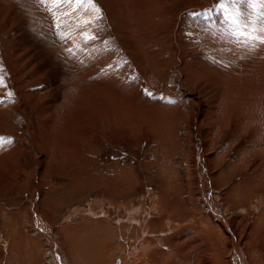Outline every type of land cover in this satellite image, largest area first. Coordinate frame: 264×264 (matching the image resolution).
<instances>
[{
	"label": "rangeland",
	"instance_id": "obj_1",
	"mask_svg": "<svg viewBox=\"0 0 264 264\" xmlns=\"http://www.w3.org/2000/svg\"><path fill=\"white\" fill-rule=\"evenodd\" d=\"M8 1L0 0V76L6 85L0 87V137L11 138L10 142L0 145V264H34L30 253L33 240L30 237L40 234L31 230L33 219L29 213L33 193L34 200L39 201L41 196V209L47 224L55 229L52 233L56 244H61L60 226L76 224V219L87 215L93 206L94 213H99L101 206L109 208L111 224L117 226L119 216H114L120 215L121 210L114 212V207L107 204L109 200L105 191H97V186L90 183V188L85 191L76 189L73 192L69 186L81 176L82 171L86 176L85 170L96 173L103 169L111 171L116 165H122L126 179L133 183L127 191L120 193L119 198L138 204V216L146 217V223L155 222L154 232L162 235L153 248L157 249L159 245V249L163 248L158 257L151 258L152 262L148 263L147 254L138 257L137 264H157V261L159 264H179L180 261L183 264H229V252L224 247H217V241H224L223 237L209 232L202 205L193 196L197 189L191 162V112L198 95L213 110L218 108L222 102L220 91L226 84V68H232L234 75L239 73L244 81L264 77V64L260 63L262 56H258L254 48L243 43L235 44L233 35L227 41L242 47L218 43L213 48L202 47L201 36L191 33L190 28L199 27L193 22L195 18L209 19L213 15L214 27L219 26L223 13L218 8L220 0H147L149 5L155 1L158 3L156 6L162 4L158 9L165 10L172 30L168 33L169 46L162 47L160 52L163 58L160 66L147 58L151 55L148 46L153 49L162 46L160 32L154 26L157 36L138 33V22L151 26L138 20V0H95L102 10V18L79 29L77 20L87 19L92 13H86L84 8L78 9L71 17L65 18L74 34L65 33L63 25L60 32L54 33L50 22L57 30L56 20L49 12V15H38L40 4L32 0ZM124 4L130 11L134 7L136 16L130 15ZM237 7L245 16L254 11L249 7V0H240ZM228 10L233 11L232 6ZM72 11L64 4L59 7L57 15ZM35 17L41 19L39 23L42 28L46 26L44 29L32 21ZM44 17H49L48 24L43 21ZM224 23L225 26L229 24L225 15ZM81 32L95 36L89 40L90 49L81 43L85 40ZM61 34L66 38L61 39ZM49 35L56 39L53 41ZM166 38L164 33L162 40ZM68 49L77 51L74 65L67 63ZM226 50H231V53L225 55ZM196 58L208 66L197 69L194 65ZM86 68L89 70L85 71ZM79 70L83 73L81 77L77 75ZM105 71L111 75L115 88L126 94L123 101H114L119 98L113 97L114 88L109 87L111 83L108 81V84H103L104 80L101 87H95L96 90L89 86L91 81L99 78L98 74ZM74 74L76 91L87 92L91 96L89 103L83 100L88 98L87 95L70 89ZM191 82H197L196 87L190 85ZM232 126L222 135L219 130L217 144L211 145L212 149L217 148L215 155L224 156L225 167L258 136L256 130L250 135L237 133L235 121ZM39 161H42L40 167ZM256 163H261V160ZM38 168L42 170L40 188H37ZM91 171L88 175H92ZM246 174L245 168H241L232 183H237ZM216 186V189L223 187L220 182ZM114 192L116 188L112 186L107 193ZM54 194L57 195L53 197L55 203L64 202L56 209L50 198ZM228 199L226 195L228 205H224L227 209L222 210L228 218L231 214L236 219L239 217L237 221L242 227L240 219L249 209V203L236 204ZM220 206L224 208L221 203ZM41 232L48 239V245L54 248L49 241L50 235L43 229ZM99 240L102 242L98 239L96 244ZM38 245L42 248L41 240H38ZM59 245L57 247L64 256L62 259L66 261L61 264H69L63 245ZM249 245L251 251L264 257V231L255 235Z\"/></svg>",
	"mask_w": 264,
	"mask_h": 264
},
{
	"label": "bare ground",
	"instance_id": "obj_2",
	"mask_svg": "<svg viewBox=\"0 0 264 264\" xmlns=\"http://www.w3.org/2000/svg\"><path fill=\"white\" fill-rule=\"evenodd\" d=\"M155 2L154 4L149 5L147 0H138V20H143L146 23L150 24L151 26L147 24H142L140 22H138L137 25H138V33L140 34L149 33L150 35L157 36V29L154 26L158 28L160 32L159 42H161L162 46L156 49H153L150 46H148V51L150 52L151 55H149V57L147 58L149 62L154 63L156 66L158 65L160 66L163 60L162 56L160 55V52L162 51L161 50L162 47L169 46L168 33H170V31L172 32V30L166 20V16L164 13L165 10H163V8L161 10L158 9V7L162 4L156 6L158 5V3L155 4ZM40 7H41V11L40 13L37 12L38 15L40 14L49 15V13L45 10V6L40 5ZM124 9L128 11L130 15L136 16V14L134 13L135 12L134 7H132L133 11H130L128 5L124 4ZM261 10L263 9H261L259 4H257L256 8H254V11L250 13L251 19L253 21H256L258 19V17L261 14ZM2 18L4 17L2 16ZM48 18L49 17L46 18L47 20L43 19V21L47 23L49 20ZM217 18L220 19V15H218ZM29 19L30 18H28V21ZM39 20L41 19H37L35 17L34 20L32 21L33 22L35 21L38 24L36 25L39 26L40 25ZM193 20H194L193 22L197 24L199 27L196 29L193 26L194 28H190V30L191 33H194L196 36H201L202 47L207 46L208 48H213L215 47L216 43L234 46L236 48H239L238 46L240 47L243 46V45L242 46L239 45L240 43L238 44V46L234 45V42H236V40H234L233 43L227 41V38L231 36V32L234 29L230 24L225 26L224 13H222L221 21L217 28L214 27L215 17H213V15L210 16L209 19L195 18ZM50 23H51V29L53 30L54 33L56 31L60 32L59 29L55 30L53 28L54 25L53 22ZM66 23L63 25V31L65 33L66 31H69L71 32V34H74L75 31L73 29L71 30L70 25ZM36 25L35 28L37 27ZM68 25L70 28H68ZM256 26L259 27L260 25L257 24ZM39 27H41V25ZM44 28L41 27V29ZM73 28L75 29L74 25ZM50 31L49 33L52 32ZM164 33L167 34V38L165 40H162ZM49 37H51L53 41L56 39L54 35H49ZM205 41H207V43ZM81 43L88 45L90 49L91 43L89 40L87 42H85V40H82ZM235 44H237V42ZM55 47L59 49L58 45H55ZM254 50L256 51L258 56H262L260 63L264 64V46H256L254 47ZM230 51L226 50L225 52L226 54L225 53L224 54L227 55L228 53H231ZM66 59H67V63H69L70 65H74L77 60V51L74 50L71 54H68L66 56ZM91 59L94 60L92 56ZM196 59L197 60H194V62H196L194 65L195 67H197V69L201 70V68L204 65H205L204 67L208 66L206 64H203L202 61L199 60L198 58ZM166 62L165 64H167ZM227 63L228 62H226V64ZM185 64L187 63L185 62ZM88 70L89 68L85 69V71ZM226 71H228V73ZM224 72L226 74L225 77L226 84L223 90L221 91L219 90L220 92H222V95L220 94L222 102L218 106V108H216V110H213L212 108L209 107L210 105L208 104V102L201 95H198V99L195 100V105L191 112V120H190L192 126L191 148H192V158H193V161L191 162L193 163L192 168H194V178H195L194 182L196 183L195 187L197 189L196 193L193 194V196L196 202H199L202 205L203 215L205 214L204 218L206 219L205 226L209 229V232L212 235L215 234L216 236L218 235L223 237L224 241L222 240H220L222 242L217 241L218 243L217 247L219 249H222L224 247V250H227V252H229L227 258L228 259L227 262H229V264H264V257H261L260 255H257L256 253L251 251L249 245L250 240L255 235H257L261 231H264V77L250 78L248 80L243 81L239 73L237 75H234V71L232 70V68L230 69L226 68ZM220 73L221 72H219V74ZM77 75L78 77H81L83 75V73H81V70L78 71ZM97 76H99L98 79L95 78L93 81L89 83V86H91L92 90H96L95 87H101L103 84H105L108 81L109 83H111L109 84V87L114 88V90L112 91L114 95L113 97L119 98V99L114 98L115 99L114 101L124 100L126 94L123 91H121L119 88H115V82H112L111 75L107 71L101 72ZM192 79L190 78V81H192ZM104 80L105 82L103 83ZM101 83L103 84L101 85ZM196 84L197 82H191L190 85L195 86ZM76 85H77L76 74H74V82L71 85L70 89L78 93L75 89ZM78 94L87 95L88 98L85 97L83 100L87 101V103L90 102L89 97L91 96L87 92H80ZM93 99L95 100V98ZM148 118H149V113H148ZM234 121L238 126L237 133L250 135L253 130H256L257 132L256 136L257 135L258 136L257 138L255 137V139L248 146H246L238 153L235 160L229 162L227 167H225L223 165L224 156L215 155L217 148L212 149L211 145L214 146L217 144V140L219 139V136H216L217 132L220 130V135H222L223 131L228 129V127L230 128L233 127L232 124ZM258 160H261V163H256ZM80 162L79 164H82ZM77 163L78 162H76V164ZM41 165H42V161H39L38 167H40ZM115 167L116 168L112 169L111 171L107 169L98 170V173L92 172L91 170H85L87 174L86 176H83V171H82L81 176L78 177L76 181H73V183L68 182L70 184L69 186L72 187L71 191L73 192L76 189L77 190L79 189L81 191H85L89 189L90 188L88 186L89 183L91 186H97L96 187L97 191L101 189L100 190L101 193L106 192V194H108L109 201L107 204L114 207L113 208L114 212H118V209L121 210L120 215L116 214L114 216V218L119 216V218L117 219V223H118L117 226H112L111 224V221L108 216V213H110L109 208H106L105 206L104 207L101 206V210L99 211V213H94L92 210V208L94 207L93 205H92L93 207L90 208L91 210L88 211L87 215L79 216L81 217V219H76L75 221L76 224L71 223L60 226L58 234L61 238L60 241L64 247L66 255L64 253L63 254L67 256L69 264H137L138 257L146 256L147 254H149V259L147 260V262L149 263L152 262L151 258H157L159 253L163 249V248L159 249V247L161 248L160 245L157 249H153L160 241L159 240L160 235L158 236V234L154 232L155 222L150 221L146 223L147 220L146 217L138 216L139 211L136 209L138 208L137 206L138 204L135 205L136 203H133L132 201H128V199L122 200V198H119L120 193H122L123 191H127L128 187L130 185H133V183L132 182L130 183L126 179L125 177L126 170L124 171L125 173L124 174L122 171L123 169L122 165H116ZM241 168L242 169L245 168L247 174L240 181H237V183H232L231 180L238 175L239 170H241ZM88 171H91L92 175L93 176L95 175L96 178L93 179V176L91 174L88 175L89 173ZM37 172H39V175L37 174V178H38L37 188H40L42 187L40 180V174H42V170L39 171L38 168ZM219 182L223 185V187L220 189H216L217 188L216 183ZM112 186L116 188V192L111 194L107 193L109 192V189ZM201 186L203 187V189L201 188ZM34 194L35 193H33V196L30 198L31 204H30L29 214L33 219L31 230L35 234H40V235L39 236L32 235V237H30V239L33 240V242H31L32 247L31 248L29 247L32 257V262L34 264H40L41 262H43V264L64 263L65 260L62 259L64 257L61 253L62 251L57 247L59 244H56L55 238L53 237V233L55 229L47 224L46 216L42 212L41 203H40L41 196L39 198V201L38 199L34 200ZM226 195L229 198L228 199L229 202L232 200L236 204L238 203L244 204L245 201L249 203L250 206L249 209L246 210L244 217H241L240 219L241 223L243 224L242 227L239 226L240 222L238 223L237 221L239 215L237 216L238 217L237 219L233 214L229 215L230 218H228L225 215L224 211L226 206L228 205V202L225 200ZM55 196L57 195L54 194L50 198L56 209L60 204L64 202H62L63 201L61 199L63 197L62 196L60 198L62 201H58L57 203H55L53 201V197ZM220 203L224 208H221ZM224 203L226 204V206L224 205ZM32 204H33V208H32ZM104 210L107 211L105 212ZM104 212L106 213V215L104 214ZM169 224L171 223L169 222ZM41 229L46 230L47 231L46 234L50 235L49 241L54 247H56V249L58 248L57 253L60 254V255L58 254V257L59 260L61 259V261L58 260L57 262L56 256L54 257L51 255L53 254L51 253L52 251L51 249L53 248H51V246L48 245L47 243L48 239L46 240L44 234L41 232ZM40 236L42 237L43 240L40 238ZM98 239H101L102 242L100 243L99 240V243L96 244V242H98ZM167 239L169 240V238ZM38 240H41L42 248H40L41 246L39 247ZM87 244H90L92 248L88 247L89 245ZM246 251L248 253L245 254ZM175 258H177V256ZM159 263L160 262L157 261V264ZM180 263L183 264L181 261L179 262V264ZM161 264H170V263L165 262Z\"/></svg>",
	"mask_w": 264,
	"mask_h": 264
},
{
	"label": "snow or ice",
	"instance_id": "obj_3",
	"mask_svg": "<svg viewBox=\"0 0 264 264\" xmlns=\"http://www.w3.org/2000/svg\"><path fill=\"white\" fill-rule=\"evenodd\" d=\"M32 2L45 6V10L56 20L57 29H60L61 26L65 24L66 17H71L73 12L80 8H84L86 13H92V15L87 19H78L76 22V27L78 29L93 25L97 20L102 18V10L95 4V0H32ZM239 3L240 0H220L218 5L219 10L224 13L226 21H228L234 29L231 35L235 37L237 43H243L250 48L264 46V11L261 12L256 21H253L251 19V14L245 16L244 13L239 10L237 7ZM64 4H67L73 11L62 12L57 15L59 7ZM257 4H259L261 9H264V0H249V7L256 8ZM229 6H232L233 11L228 10ZM257 24L260 26L257 27ZM69 35L71 34L69 33ZM81 35L84 36L85 42L95 39V36L88 32H81ZM65 38L66 37L61 34V39ZM67 51L70 54L72 53V49H68ZM4 86H6L4 78L0 76V87ZM10 96L11 93H9V97ZM10 141L11 138L0 137V145Z\"/></svg>",
	"mask_w": 264,
	"mask_h": 264
},
{
	"label": "water",
	"instance_id": "obj_4",
	"mask_svg": "<svg viewBox=\"0 0 264 264\" xmlns=\"http://www.w3.org/2000/svg\"><path fill=\"white\" fill-rule=\"evenodd\" d=\"M44 230V229H43ZM44 232H46L47 233V231L46 230H44ZM53 251H54V255L56 256V258L58 257L57 255V249H56V247H54L53 248ZM58 260V259H57ZM58 262V261H57ZM61 264V263H60Z\"/></svg>",
	"mask_w": 264,
	"mask_h": 264
}]
</instances>
